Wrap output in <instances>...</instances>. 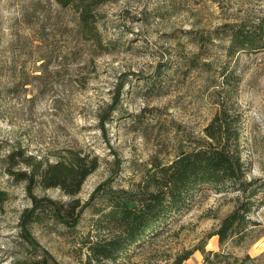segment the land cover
Masks as SVG:
<instances>
[{
    "label": "rangeland",
    "instance_id": "obj_1",
    "mask_svg": "<svg viewBox=\"0 0 264 264\" xmlns=\"http://www.w3.org/2000/svg\"><path fill=\"white\" fill-rule=\"evenodd\" d=\"M93 3L98 36L83 31L75 6L0 0V188L8 193L0 211V264L43 257L49 264H84L85 243L106 233L96 227L97 210L106 204L93 198L99 186L131 188L155 161L169 163L206 145L204 129L223 99L241 117L247 180H257L252 187L264 183V49L233 58L226 50V25L264 17V0ZM70 149L100 160L80 193L38 186L33 195L65 207L80 200L78 223L50 218L51 208L41 221L28 219L32 198L13 175L30 170L26 161L55 162ZM239 195L197 188L186 209L117 264H179L188 253L182 264H203L202 251L249 255L253 260L245 264H264V205L253 210L258 225L241 245L221 246L210 236Z\"/></svg>",
    "mask_w": 264,
    "mask_h": 264
},
{
    "label": "trees",
    "instance_id": "obj_2",
    "mask_svg": "<svg viewBox=\"0 0 264 264\" xmlns=\"http://www.w3.org/2000/svg\"><path fill=\"white\" fill-rule=\"evenodd\" d=\"M55 1L62 7L75 6L83 31L98 36L94 0ZM96 3L99 5L102 1ZM226 26L230 28V44L226 49L228 58H233L242 51L264 49V17ZM227 72V67H223L220 72L223 85L228 84L230 75ZM240 126V114L223 99L215 117L204 129L208 139L206 145L182 151L169 163L155 161L131 188L117 189L107 186V183L99 186L93 198L99 195L106 204L104 210H97V214L101 215L96 227L106 233L100 239L85 243L89 255L84 264H117L120 259L127 258L131 249H140L147 239L155 237L171 215L186 209L191 204L194 190L204 186L217 190H234L242 194L237 197L234 210L210 236H217L221 246L229 242L239 246L245 242L249 232L258 225L250 216L253 210L264 205V199H258L260 195L264 196V183L252 187L257 180H247L240 149ZM26 165L30 167L29 171L13 176L19 182H25L32 198L33 208L28 212V219L38 222L51 214L50 218L59 222L71 220L77 224L85 207L80 200H74L69 207H65L53 201L44 203L33 192L39 186L42 189L58 188L66 195L76 196L87 178L100 167L98 156L70 149L55 162L35 160L34 163L26 161ZM118 172H115L114 177H117ZM7 199L8 193L0 188V211ZM47 208L52 211L44 215ZM26 238L34 242L29 235ZM202 252L203 264H245L247 260H253L249 255L239 258L224 251ZM190 255H185L179 264ZM26 264H49V261L43 257Z\"/></svg>",
    "mask_w": 264,
    "mask_h": 264
}]
</instances>
